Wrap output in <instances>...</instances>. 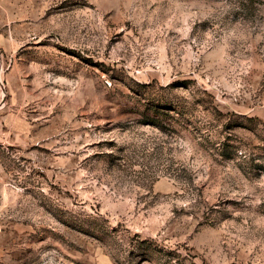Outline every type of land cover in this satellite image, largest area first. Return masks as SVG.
<instances>
[{"label":"rangeland","instance_id":"obj_1","mask_svg":"<svg viewBox=\"0 0 264 264\" xmlns=\"http://www.w3.org/2000/svg\"><path fill=\"white\" fill-rule=\"evenodd\" d=\"M0 264H264V0H0Z\"/></svg>","mask_w":264,"mask_h":264}]
</instances>
